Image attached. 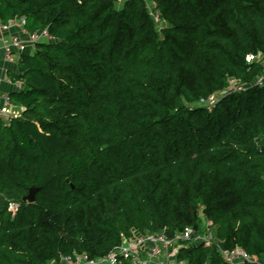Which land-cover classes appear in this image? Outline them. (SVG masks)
Returning a JSON list of instances; mask_svg holds the SVG:
<instances>
[{"label": "trees", "instance_id": "16d2710c", "mask_svg": "<svg viewBox=\"0 0 264 264\" xmlns=\"http://www.w3.org/2000/svg\"><path fill=\"white\" fill-rule=\"evenodd\" d=\"M119 1L0 0L1 23L50 36L8 70L0 264L187 226L213 239L179 242L178 261L231 264L219 247H240L264 264V0Z\"/></svg>", "mask_w": 264, "mask_h": 264}, {"label": "built area", "instance_id": "2783aa9c", "mask_svg": "<svg viewBox=\"0 0 264 264\" xmlns=\"http://www.w3.org/2000/svg\"><path fill=\"white\" fill-rule=\"evenodd\" d=\"M158 14L154 13V18L158 19ZM16 27L20 33L24 34L21 37L17 33H10L1 36L4 59L8 62L17 61L19 54L27 47H32L33 44L43 38L50 36L43 29L41 31L30 33L24 28V18L20 17L17 20H9L7 23L0 22V29L6 30L11 27ZM258 55L247 54L246 61H249ZM262 76H258L257 82L260 83ZM8 82L12 88H19L21 86L19 81H12L9 76L0 77V113L5 116L16 115V109L10 102L9 91L1 90V83ZM231 88L233 90H240L242 84L235 78L230 77ZM216 97L211 95L204 102L210 108L216 101ZM15 202L8 203V209L12 214L17 209ZM213 239L212 232L205 229L202 233H196L191 227H184V229L175 231L173 235L169 236L164 229L156 232L136 231L128 237H123L118 245L112 247L107 253L91 258L86 252L63 254L58 259H51L47 264H119L120 261L125 260L127 264H185L184 261L175 260L177 248L181 241H191L195 243L209 244ZM223 259L231 264H243L244 261L250 260V256L240 247H234L227 250L219 247Z\"/></svg>", "mask_w": 264, "mask_h": 264}, {"label": "crops", "instance_id": "0c3cea01", "mask_svg": "<svg viewBox=\"0 0 264 264\" xmlns=\"http://www.w3.org/2000/svg\"><path fill=\"white\" fill-rule=\"evenodd\" d=\"M19 32L17 30V28L14 26V27H11V28H8L6 30H3V29H0V77H5V76H8V70L9 69H14L15 68V63L16 61H13V62H8L4 59V48H3V43H2V39H1V36H4V35H7V34H10V33H17ZM21 37H24V34L23 33H18ZM32 47H30L31 49ZM12 89V85L8 82H2L1 83V90L3 91H10ZM176 252V251H174ZM175 260H176V257H175Z\"/></svg>", "mask_w": 264, "mask_h": 264}, {"label": "water", "instance_id": "95a60500", "mask_svg": "<svg viewBox=\"0 0 264 264\" xmlns=\"http://www.w3.org/2000/svg\"><path fill=\"white\" fill-rule=\"evenodd\" d=\"M264 150V146H262ZM40 189L39 186L32 185L28 188L27 193L21 198L22 201L33 202L35 199L36 192Z\"/></svg>", "mask_w": 264, "mask_h": 264}, {"label": "rangeland", "instance_id": "374dc122", "mask_svg": "<svg viewBox=\"0 0 264 264\" xmlns=\"http://www.w3.org/2000/svg\"><path fill=\"white\" fill-rule=\"evenodd\" d=\"M121 2H122V0H120V1L118 2V5L121 4ZM148 4H150V7H151L152 4L149 3V2H148ZM161 24H162V23L157 22V26H160ZM260 58H261V61H264V58H262V57H260ZM195 104H196V105H197V104H198V105H199V104H200V105H206V103H199V102H196ZM16 113L18 114L19 111L17 110ZM0 204H1V206H3V204H4V198H3L1 195H0Z\"/></svg>", "mask_w": 264, "mask_h": 264}]
</instances>
